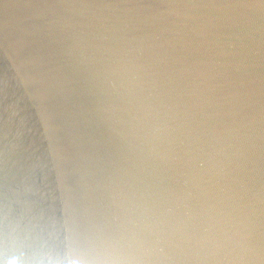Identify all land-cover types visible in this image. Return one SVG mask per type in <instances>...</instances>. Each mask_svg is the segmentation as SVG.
Returning <instances> with one entry per match:
<instances>
[{
    "label": "water",
    "instance_id": "water-1",
    "mask_svg": "<svg viewBox=\"0 0 264 264\" xmlns=\"http://www.w3.org/2000/svg\"><path fill=\"white\" fill-rule=\"evenodd\" d=\"M0 264H264V0H0Z\"/></svg>",
    "mask_w": 264,
    "mask_h": 264
}]
</instances>
